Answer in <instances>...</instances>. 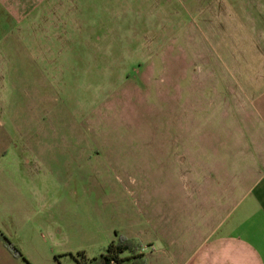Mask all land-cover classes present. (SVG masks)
<instances>
[{
  "label": "rangeland",
  "instance_id": "1",
  "mask_svg": "<svg viewBox=\"0 0 264 264\" xmlns=\"http://www.w3.org/2000/svg\"><path fill=\"white\" fill-rule=\"evenodd\" d=\"M60 1L10 0V26L0 27V122L9 129L12 110L19 112L14 101L23 102L28 132L40 131L37 102L44 117L57 120L60 136L68 135L42 147L53 149L47 175L71 205L56 213L43 197L37 211L52 232L35 241L54 250L56 264H74L78 252L98 256L114 234L133 226L131 206L147 185L142 172L149 152L177 151L185 146L183 136L194 134L199 61L179 54V42L188 38L193 49L196 40L215 39L223 56L226 45L217 38L243 37L242 29L228 30L242 18L243 0H102L97 12L73 14L54 12ZM67 15L85 22L67 23ZM229 46L231 57L240 59L244 45ZM261 68L254 61L236 81L257 87ZM16 229L0 214V230L17 248L31 247ZM15 232L19 240L11 236Z\"/></svg>",
  "mask_w": 264,
  "mask_h": 264
},
{
  "label": "crops",
  "instance_id": "2",
  "mask_svg": "<svg viewBox=\"0 0 264 264\" xmlns=\"http://www.w3.org/2000/svg\"><path fill=\"white\" fill-rule=\"evenodd\" d=\"M101 1L61 0L54 12H97ZM242 4V10L237 7L242 18L228 24V30L242 29V39H216L226 45L223 56L215 39L196 40L193 49L188 48L193 44L188 38L179 42L184 46L179 54L199 61L191 102L196 129L183 136L184 148L168 154L159 148L149 152L142 172L147 185L131 206L133 226L118 233L140 243L146 264H264V75L253 88L236 81L254 61L264 72V0ZM66 19L85 22L71 15ZM0 22V27L9 28L10 0H0ZM233 44L244 45L238 49L240 59L231 57ZM183 93L186 99V87ZM22 104L14 101L19 112L12 110L9 129L0 122V214L8 216L12 229L18 227L30 238L31 247L18 249L24 257L36 254L38 263L27 255L31 264H56L54 250L35 241L52 232L37 207L44 204L43 197L56 206L51 209L56 213L67 212L71 203L64 194L59 196V183L47 175L54 151L42 146L68 135L60 136L57 120L44 117L37 102L35 126L40 131L28 132L32 125L27 113H20L28 106ZM34 144L39 148L30 147ZM11 236L19 240L16 232ZM0 264L26 263L0 241Z\"/></svg>",
  "mask_w": 264,
  "mask_h": 264
},
{
  "label": "trees",
  "instance_id": "3",
  "mask_svg": "<svg viewBox=\"0 0 264 264\" xmlns=\"http://www.w3.org/2000/svg\"><path fill=\"white\" fill-rule=\"evenodd\" d=\"M0 241L14 256L21 258L26 264H31L1 230ZM77 255L80 259L75 258L74 264H146L140 243L122 234H115L114 239L98 256L86 258L82 252Z\"/></svg>",
  "mask_w": 264,
  "mask_h": 264
}]
</instances>
